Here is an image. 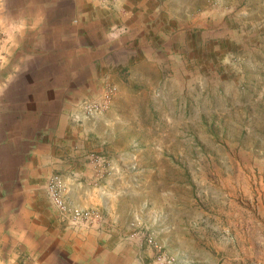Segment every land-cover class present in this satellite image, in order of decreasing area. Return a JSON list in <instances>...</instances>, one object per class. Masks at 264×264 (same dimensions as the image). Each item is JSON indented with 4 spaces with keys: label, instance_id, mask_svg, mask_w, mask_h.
I'll return each mask as SVG.
<instances>
[{
    "label": "rangeland",
    "instance_id": "rangeland-1",
    "mask_svg": "<svg viewBox=\"0 0 264 264\" xmlns=\"http://www.w3.org/2000/svg\"><path fill=\"white\" fill-rule=\"evenodd\" d=\"M38 1L0 0L1 38ZM49 1L0 58V140L92 214L47 198L87 243L65 264H264V0H81L79 29Z\"/></svg>",
    "mask_w": 264,
    "mask_h": 264
},
{
    "label": "crops",
    "instance_id": "crops-1",
    "mask_svg": "<svg viewBox=\"0 0 264 264\" xmlns=\"http://www.w3.org/2000/svg\"><path fill=\"white\" fill-rule=\"evenodd\" d=\"M72 2V15L76 22L72 25L77 26L91 12L83 7L81 0ZM55 5H58L57 1L31 2L22 7L20 18L7 22L6 35L2 38L0 35V58L3 63L13 61L22 35L32 28L30 21L40 23L42 20L43 14L35 16L29 12L30 8H38L47 15ZM3 24L0 19V32ZM12 75L10 72L7 78ZM63 125H67L66 120L60 121L59 127ZM48 130L46 128L44 132ZM11 140L25 142L27 139L14 136L0 140V264H65L87 243L80 241L85 239L77 231L61 232L55 227L45 189L51 169L48 164L55 162L51 160L54 155L35 149L21 152ZM38 141H41L40 138Z\"/></svg>",
    "mask_w": 264,
    "mask_h": 264
},
{
    "label": "built area",
    "instance_id": "built-area-1",
    "mask_svg": "<svg viewBox=\"0 0 264 264\" xmlns=\"http://www.w3.org/2000/svg\"><path fill=\"white\" fill-rule=\"evenodd\" d=\"M97 4L103 6H112L117 0H92ZM98 108L97 105H91L89 107L90 112L93 109ZM47 198L51 206L59 214V220L67 222L70 226H76L75 224H87L92 220V214L90 212H82L72 210L66 200V187L63 180L59 176H53L49 178L45 185Z\"/></svg>",
    "mask_w": 264,
    "mask_h": 264
}]
</instances>
